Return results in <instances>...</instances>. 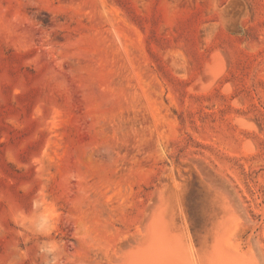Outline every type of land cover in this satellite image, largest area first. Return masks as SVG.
I'll return each instance as SVG.
<instances>
[{
    "label": "rangeland",
    "instance_id": "1",
    "mask_svg": "<svg viewBox=\"0 0 264 264\" xmlns=\"http://www.w3.org/2000/svg\"><path fill=\"white\" fill-rule=\"evenodd\" d=\"M161 190L264 264V0H0V264H115Z\"/></svg>",
    "mask_w": 264,
    "mask_h": 264
},
{
    "label": "bare ground",
    "instance_id": "2",
    "mask_svg": "<svg viewBox=\"0 0 264 264\" xmlns=\"http://www.w3.org/2000/svg\"><path fill=\"white\" fill-rule=\"evenodd\" d=\"M241 121H238L239 124ZM163 190L157 195V202L152 210H149L146 223L142 226L139 235L134 237L133 242L128 246L121 249L115 264H259L258 258H255L256 255L251 254L252 250L245 252L234 244L223 243V245L220 243L223 239L219 241L221 236L220 238L216 237L220 231L223 233V230H229L234 223H230L229 228H226V224L221 221L220 225H216L212 236L218 240H212L213 242L211 241L208 245V250L199 246V239L195 244L193 233L189 237L174 222ZM232 233L230 235H233Z\"/></svg>",
    "mask_w": 264,
    "mask_h": 264
},
{
    "label": "water",
    "instance_id": "3",
    "mask_svg": "<svg viewBox=\"0 0 264 264\" xmlns=\"http://www.w3.org/2000/svg\"><path fill=\"white\" fill-rule=\"evenodd\" d=\"M195 233V234H194ZM193 239H194V242H195V244H197V241H198V236H197V234H196V231L195 232H193Z\"/></svg>",
    "mask_w": 264,
    "mask_h": 264
}]
</instances>
